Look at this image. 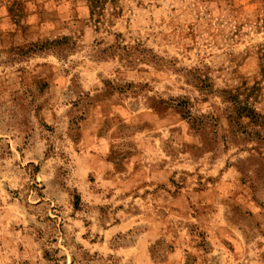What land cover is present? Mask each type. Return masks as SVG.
I'll list each match as a JSON object with an SVG mask.
<instances>
[{
    "label": "rangeland",
    "instance_id": "obj_1",
    "mask_svg": "<svg viewBox=\"0 0 264 264\" xmlns=\"http://www.w3.org/2000/svg\"><path fill=\"white\" fill-rule=\"evenodd\" d=\"M0 0V264H264V0Z\"/></svg>",
    "mask_w": 264,
    "mask_h": 264
},
{
    "label": "trees",
    "instance_id": "obj_2",
    "mask_svg": "<svg viewBox=\"0 0 264 264\" xmlns=\"http://www.w3.org/2000/svg\"><path fill=\"white\" fill-rule=\"evenodd\" d=\"M109 0H89L90 6H91V12L92 14H97L98 11L103 10V6L108 2Z\"/></svg>",
    "mask_w": 264,
    "mask_h": 264
}]
</instances>
